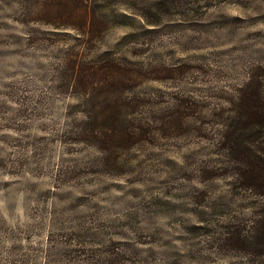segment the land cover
I'll return each mask as SVG.
<instances>
[{
	"label": "rangeland",
	"instance_id": "obj_1",
	"mask_svg": "<svg viewBox=\"0 0 264 264\" xmlns=\"http://www.w3.org/2000/svg\"><path fill=\"white\" fill-rule=\"evenodd\" d=\"M255 91L264 0H0V264H264Z\"/></svg>",
	"mask_w": 264,
	"mask_h": 264
},
{
	"label": "trees",
	"instance_id": "obj_2",
	"mask_svg": "<svg viewBox=\"0 0 264 264\" xmlns=\"http://www.w3.org/2000/svg\"><path fill=\"white\" fill-rule=\"evenodd\" d=\"M252 86V82L249 84V87ZM259 98H261L260 94L257 93L256 91L254 93H251L249 95H247L246 97H243L241 101L243 102H249V101H253L256 105V108L254 110H252V115H258L261 111L260 110H263L264 111V106H262L260 109L258 104H259ZM262 113V112H261ZM259 117H264V115H260ZM104 121V119L98 117L95 119V122H102ZM264 163V162H263ZM252 164V163H251ZM253 168L255 169V171L257 173H259V171H264V169L262 168L261 165H259V162L255 163V164H252ZM264 166V165H263ZM253 173V172H252ZM246 176V174H245ZM246 181H249V179H254V184L256 187L260 188V189H263L264 191V179H261L260 176H247L246 178ZM248 184H250L249 182H247Z\"/></svg>",
	"mask_w": 264,
	"mask_h": 264
}]
</instances>
